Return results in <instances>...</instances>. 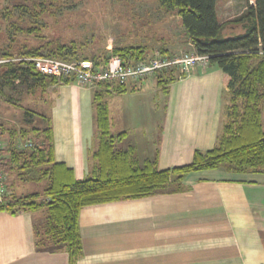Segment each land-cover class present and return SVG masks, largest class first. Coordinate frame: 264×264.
Here are the masks:
<instances>
[{"label": "trees", "instance_id": "16d2710c", "mask_svg": "<svg viewBox=\"0 0 264 264\" xmlns=\"http://www.w3.org/2000/svg\"><path fill=\"white\" fill-rule=\"evenodd\" d=\"M165 13H176L186 37L198 54L209 56L210 65L222 72V85L227 94L225 116L215 145L206 150L195 149L187 163L157 168V158H146L140 163L135 149L116 148L124 140L126 131L113 134L110 128L107 97L135 90L134 81H100L92 91L91 107L94 130L93 145L88 150L90 172L75 178L73 170L54 158V139L50 120L44 127H6L0 121L1 138L7 141L0 168L6 173V189L0 201V212L15 215L19 211L44 209V235L52 245H62L67 253V264H76L83 255L79 230V214L84 208L111 203L139 200L167 188L172 192L183 190L185 174L207 169H221L234 173H264V126L262 101L264 100V55L258 54L259 43L264 45V0H254L234 19L241 24L243 33L223 36V23L216 15V0H157ZM13 6L39 15V0H11ZM38 27H19L35 33ZM74 47L60 39L25 47L16 54L6 52L8 58L45 56L62 59L67 49ZM145 46L113 45L103 55L76 54L77 60L89 59L96 67L107 64V54L119 55L125 61L145 59L149 55ZM164 51H162L163 53ZM69 60V59H68ZM29 61H10L0 65V95L2 86L12 87L16 79L31 82L43 92L57 83H69L38 73ZM31 64V63H30ZM172 71L163 70L156 75L157 85L164 92L176 80ZM32 115L28 112V116ZM30 119V118H28ZM19 137L30 146L16 148ZM21 141V142H22ZM15 176L22 182L47 181L41 191L23 195L10 192ZM9 188V189H7Z\"/></svg>", "mask_w": 264, "mask_h": 264}, {"label": "crops", "instance_id": "0c3cea01", "mask_svg": "<svg viewBox=\"0 0 264 264\" xmlns=\"http://www.w3.org/2000/svg\"><path fill=\"white\" fill-rule=\"evenodd\" d=\"M229 4L230 0H216L217 18L223 23V29L235 26L239 28L237 34L243 33L241 24L224 22L242 12V9L232 12ZM140 8L149 25L155 24L151 19L167 18L168 13L157 0L152 4L141 3ZM169 29L168 25L164 32L168 33V39L161 36L166 40L154 47L150 45L151 48L145 45L148 37L140 33L135 35L134 41L123 37L118 45L145 46L151 52L156 48L167 53L183 51L182 31L178 30L177 37L170 34ZM191 76L204 85L203 97L210 103V129L200 138L201 147L208 149L213 144L209 142V135L215 134L219 122L224 92L222 72L213 66L197 70ZM20 81L16 79L14 84ZM93 88L75 81L52 84L41 94L40 103L46 105L45 110H40L45 105L39 103L40 113L34 114L44 117L45 125L50 120L55 161L70 167L78 179L90 172L88 150L93 145ZM129 92L138 93L139 87ZM121 94H114L120 102L115 113L117 128L113 125L108 101L113 95L107 97L111 132L126 131V138L118 142L116 148L133 147L136 153L138 144L126 143L128 133L130 137L142 130L147 133L145 122L149 120L144 115L146 110L141 108V119L136 125L130 122L129 111L134 110L121 107ZM152 109L147 107L154 116ZM170 117L173 114L167 108L163 123ZM0 121L4 124L1 118ZM16 141L22 139L17 137ZM12 178L14 176L9 179ZM19 182L17 179L15 185ZM10 183L13 184L11 180ZM182 185L183 190L179 192H171L170 187L143 199L82 209L79 230L83 255L76 264H264V173L198 170L185 174ZM44 226V209L19 211L15 215L0 212V264H67L64 247L50 243L44 235Z\"/></svg>", "mask_w": 264, "mask_h": 264}, {"label": "rangeland", "instance_id": "374dc122", "mask_svg": "<svg viewBox=\"0 0 264 264\" xmlns=\"http://www.w3.org/2000/svg\"><path fill=\"white\" fill-rule=\"evenodd\" d=\"M155 1L39 0L40 6L37 7L39 15L34 16L28 10H20V8L13 6L11 0H0V60L14 59L8 58L10 56L6 52L16 54L25 47L38 46L48 40L57 38L64 43H70L74 46L67 49V53L64 54V58L69 60H77L75 58L76 54L103 55L107 49H111L113 45H118L123 40V37L126 40L134 41L137 33L148 37L149 40H147V44L145 45L151 48L150 45L154 47L168 39V33H164L167 31L165 27H168V25L170 27V34L176 35L178 30L182 31V42L185 44V48L183 51L163 52V54H170L172 56L170 58L174 60L182 53H196L192 43L186 37L176 13L167 14V18L163 20L158 17L154 20L151 19V22L155 23L152 25H149L148 21L144 20V17L141 15V3L147 2V4H152ZM222 1L224 2V0ZM253 3L254 0H230L229 7L232 9V12L234 9L236 11L242 9V12L237 13L224 22L228 24L234 23V19L241 15L248 5ZM21 25H25L26 27L36 26L38 28L35 33H31L19 30L18 28ZM238 32L239 28H235V26H225L221 34L231 37L237 35ZM161 36L166 39H162ZM178 39L181 41L180 38ZM124 44L127 45L129 43ZM157 51L162 53L160 49L156 48L152 52L150 51L149 55ZM42 52L41 55L45 54V51ZM2 63L6 62H0V65ZM211 67L213 66L210 65V62L203 67H194L189 72L180 68L178 69V67H171L166 69V71H172L177 78L167 86L166 92L158 87L156 79L158 72H156L145 76L141 80L134 81L131 87L134 86L136 89L139 87L138 93L131 94L128 91L126 94L120 95L122 100L121 107L126 108V110H134V112L129 111L130 122L136 125L137 121L141 119L139 110L143 109L146 110L144 115L149 120V122H145L147 124V133L142 130L134 133L133 137H130L131 133H128V142H126L138 144L139 151L136 154L140 163H143V160L146 158L149 160L157 158V168L172 167L189 162L195 149L206 150L204 146L201 147L200 138L210 129V103L203 97L206 92L204 91V85L200 80H194V76L191 75L197 72V70H206ZM146 79L148 80L144 81ZM74 81L79 85L89 88L95 86ZM1 92L3 95H0V118L3 120L5 126H16V128H20L21 126L44 127L45 121L42 120L44 117L38 114L34 115L35 113H40V110L44 111L46 108L44 103H40L42 91L39 87H34L31 85V82L26 81L25 83L14 84L12 87L2 86ZM6 95L10 98L6 97ZM167 97H169V100H167ZM108 101H110V108L113 112V125L117 128L118 124L116 122L118 120L115 117V113L120 102L117 95L109 97ZM39 103L41 106L45 105L43 109H38ZM220 103L221 110L217 130L214 135L206 133L210 136L209 142L213 143L210 148L215 145L226 119L223 115L224 107L227 103L225 91ZM147 107L149 109L153 108L152 110L155 111L154 116H151ZM261 107L264 126V100ZM167 108L173 114V117H170L169 120L168 118L165 119L164 124L163 115L164 110H167ZM28 112L33 115L28 116ZM127 119L128 117L125 118V120ZM138 140L139 142H137ZM121 145L124 147L125 142ZM10 180L14 184L10 192L17 195L41 191L47 184V181L43 180L40 182L20 181L15 185L17 181L15 176L7 180V183H10ZM168 185L167 188H170L173 186V183L171 182ZM160 192L157 191L153 195H157ZM40 232L42 233V230Z\"/></svg>", "mask_w": 264, "mask_h": 264}, {"label": "built area", "instance_id": "2783aa9c", "mask_svg": "<svg viewBox=\"0 0 264 264\" xmlns=\"http://www.w3.org/2000/svg\"><path fill=\"white\" fill-rule=\"evenodd\" d=\"M258 54H264V45L259 43ZM176 56V55H174ZM170 54H163L157 51L145 59L125 61L119 55L108 57L106 66L96 67L89 59L84 60H68L65 58L58 59L45 55L33 57H20L17 59L0 60V62H9L11 60L29 61L23 66H31L38 73L54 76L59 80L72 78L79 83L93 86L99 81H122L141 80L145 76L152 75L156 72L166 70L171 67H178L181 70L189 72L197 66H206L209 63V56L198 53H182L178 58L171 59ZM31 63V64H30ZM177 65V66H176ZM16 148L30 146L29 142L16 141ZM7 141L1 138L0 129V165L4 157V150L7 147ZM7 175L0 168V201H2L3 192L5 190V179Z\"/></svg>", "mask_w": 264, "mask_h": 264}, {"label": "water", "instance_id": "95a60500", "mask_svg": "<svg viewBox=\"0 0 264 264\" xmlns=\"http://www.w3.org/2000/svg\"><path fill=\"white\" fill-rule=\"evenodd\" d=\"M109 56H110V53L107 54V57H109Z\"/></svg>", "mask_w": 264, "mask_h": 264}]
</instances>
